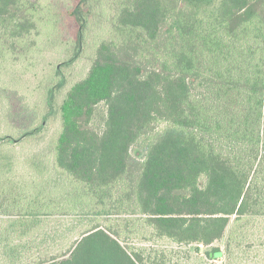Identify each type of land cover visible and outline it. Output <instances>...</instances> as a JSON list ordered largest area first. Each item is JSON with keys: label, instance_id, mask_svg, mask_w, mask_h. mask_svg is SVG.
Instances as JSON below:
<instances>
[{"label": "trees", "instance_id": "trees-1", "mask_svg": "<svg viewBox=\"0 0 264 264\" xmlns=\"http://www.w3.org/2000/svg\"><path fill=\"white\" fill-rule=\"evenodd\" d=\"M59 1L44 11L38 0H0V49L11 56L10 39L26 53L72 45L52 75L28 71L34 108H46L38 124L16 101L4 114L19 133L0 144L32 141L62 99L47 161H27L35 172L23 178L0 172V264L66 237L49 224L75 210L65 253L36 264H181L182 252L186 264H264V0H112L118 12L102 8L109 26L69 88L65 69L90 44L93 7ZM43 18L51 28L39 34ZM10 161L0 155L12 172ZM84 217L109 223L73 238ZM139 225L143 244L123 240Z\"/></svg>", "mask_w": 264, "mask_h": 264}, {"label": "rangeland", "instance_id": "rangeland-1", "mask_svg": "<svg viewBox=\"0 0 264 264\" xmlns=\"http://www.w3.org/2000/svg\"><path fill=\"white\" fill-rule=\"evenodd\" d=\"M41 2L43 5L44 11H47V6L52 5L51 3L55 2H60L59 0H38ZM102 2L104 4H102ZM117 2V1H116ZM63 3V2H61ZM63 5V4H61ZM118 5V4H117ZM92 15H93V20L91 22V27L89 28V34H88V41L90 44L88 45V48L83 51V53L80 55V57L74 62L73 65H71L68 69H65L66 73V78H67V85L65 88H69L71 84L74 82L80 80L83 78L86 73L89 70L91 61H92V54H91V48L92 46L96 43L99 42L101 37L103 36L104 29H106L109 26L108 23V18L106 17V14L104 15L101 10L102 8H106V11L110 10L113 11V13H117V6L116 3L112 2V0H92ZM108 13V14H109ZM43 23H45L44 29H42L41 33L39 34H44V30H48V28H51L48 24L52 23V20L50 18H43ZM55 24L53 25L52 30L56 29ZM64 32L67 34L68 29H65ZM68 35V34H67ZM67 39V37H66ZM9 40V38H5L4 42ZM11 45L10 49L13 50V53L15 55H10L9 51L5 49H0V82L4 83L6 79L9 80V82H13V80H18L21 82V84L26 83V75L25 73L27 71H34L35 72H42L44 67V74L48 76V74H53V68L55 65H57L59 62L66 61L68 57L70 56V50L72 45H70L69 41L66 40V43L64 44L65 52L62 51V46L59 47V50L57 48L51 47L50 49H46L40 52H34L30 51L28 53L26 50V45L25 43L18 44L12 43L13 41L10 39ZM29 51V50H28ZM48 62V63H46ZM42 73L39 74V77H42ZM38 83L36 80L32 81V86L33 90H36L38 87ZM28 95L31 96L33 100L32 104L28 101V98H26V95L24 97V101H22V104L28 105V112H26V116L24 118V121L30 122V126L38 124L41 114H43V111L45 108V105L43 106L44 100L38 99V93L37 94V99L39 104L34 108L33 102H35V97L33 98L30 92V86L28 87L27 91ZM42 93V91H41ZM62 103V99L57 101L55 110L53 114L50 117L49 122L45 125V129L43 133L40 135V137L34 138L32 141H27V139H24L18 143H3L0 144V155H3L5 153L8 154V156L13 157V161H10L13 165L12 172H9L8 167L5 166L3 167L2 165L0 166V172L4 173V176L8 177L11 175H14L13 173H17V176L23 178L25 176H31L34 174V168L30 167L32 164H29L27 161L35 160V158H43L46 159L48 158V154H50V141L51 139L56 136V134L59 132L61 128V117H60V105ZM9 103L8 99H1L0 100V135L1 134H12L17 136V131L15 128H12L13 126L7 122L9 119L6 117L5 110L9 108ZM33 108V109H32ZM3 110L4 112H1ZM10 112V111H9ZM30 119V120H29ZM101 118H99V121ZM32 122V123H31ZM29 127V125L27 126ZM163 125H158L157 129H162ZM145 144L146 142H143V140L140 142L139 145H136L132 149V154L142 160L145 157ZM52 174H54V171H51ZM55 175V174H54ZM50 182V181H49ZM55 183H58L57 180H55ZM83 211L81 210H75L70 214L69 216H66L65 218H61L58 220L52 221L49 226H52V228L59 230V234H64L62 232L61 228H64L67 232L66 237L60 238L59 235L54 234L51 236V238H45L44 240H51L53 244H41L39 247H29L25 246V252L20 256L22 259V264H36L40 261L50 259L53 257H60L65 253V251L68 248V243L70 238L72 237L68 232L70 229V226L73 224L78 223L76 220L81 216ZM90 217V216H89ZM89 217H84L82 221L79 223L78 227L76 230H74V235L73 238L79 236L82 232L80 231H85L88 227L94 224H100V225H105L107 222L103 218H99L95 221H88L90 218ZM92 218V217H91ZM112 223L115 222V220L111 221ZM258 227L259 226H264V222H261V220L257 221ZM139 230L137 231L136 234L131 233L129 237L123 238V240H126V242L130 244H143L140 243V239L142 237V232H144L143 228L141 225H139ZM130 232V231H129ZM228 234V233H227ZM63 236V235H62ZM69 236V237H67ZM72 238V239H73ZM57 240L63 241V244L57 245L54 244ZM150 242H153L149 240ZM148 241V242H149ZM154 243V242H153ZM226 243V239L223 241L222 246L224 247ZM160 247H169L171 244L168 241H161L157 243ZM149 245H152L149 243ZM29 247V248H28ZM187 254L183 253L179 256L181 260L176 261L177 263L181 264H186L189 260L187 259ZM174 261V259H172ZM191 264L195 263H201L197 260L196 257H193L190 260ZM9 264H13L9 262ZM17 264V263H16ZM214 264H227L225 260L223 259H218L214 262Z\"/></svg>", "mask_w": 264, "mask_h": 264}, {"label": "crops", "instance_id": "crops-1", "mask_svg": "<svg viewBox=\"0 0 264 264\" xmlns=\"http://www.w3.org/2000/svg\"><path fill=\"white\" fill-rule=\"evenodd\" d=\"M25 77L26 79V83L25 84H21L20 81L18 80H13V82H9L8 79L5 80L4 83L0 82V100L1 99H8V103L10 105V102H17L20 103L22 105L21 102L19 101H24V97L26 95V98L28 96V87L30 86V92L33 91V86H32V81L33 78L30 75V72H26L25 73ZM25 106V108L27 109L26 111L28 112V105L23 104ZM12 107L8 108V111H10ZM33 109V108H32ZM6 111V110H5ZM1 112H4L3 110H1ZM22 112V111H21Z\"/></svg>", "mask_w": 264, "mask_h": 264}, {"label": "water", "instance_id": "water-1", "mask_svg": "<svg viewBox=\"0 0 264 264\" xmlns=\"http://www.w3.org/2000/svg\"><path fill=\"white\" fill-rule=\"evenodd\" d=\"M202 250H203V247H202Z\"/></svg>", "mask_w": 264, "mask_h": 264}]
</instances>
